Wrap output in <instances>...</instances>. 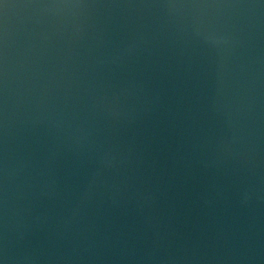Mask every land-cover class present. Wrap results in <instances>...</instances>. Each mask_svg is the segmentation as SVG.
<instances>
[{
	"label": "water",
	"instance_id": "1",
	"mask_svg": "<svg viewBox=\"0 0 264 264\" xmlns=\"http://www.w3.org/2000/svg\"><path fill=\"white\" fill-rule=\"evenodd\" d=\"M0 264H264V0H0Z\"/></svg>",
	"mask_w": 264,
	"mask_h": 264
}]
</instances>
